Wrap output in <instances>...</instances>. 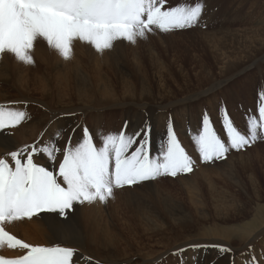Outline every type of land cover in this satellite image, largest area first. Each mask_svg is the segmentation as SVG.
I'll return each mask as SVG.
<instances>
[{
	"label": "bare ground",
	"instance_id": "bare-ground-1",
	"mask_svg": "<svg viewBox=\"0 0 264 264\" xmlns=\"http://www.w3.org/2000/svg\"><path fill=\"white\" fill-rule=\"evenodd\" d=\"M224 1L218 0L213 6V0H204L205 9L201 17L204 20H201L202 22L200 21L194 28L195 32L194 29L183 32L181 30L178 33L173 31L159 33V30H156L148 34V47L152 52V58L153 55L157 60L160 58V61H156L160 63V66L152 70L147 66L132 70L125 69L116 62L114 73L125 83L124 87L127 90V100L124 97L125 101L119 104L110 103L109 105L108 102L103 103V106L94 104L96 102L95 92H93L95 85L88 73L86 76L89 81L78 83L68 79L59 64L54 67L55 71L45 69L33 72L30 64L23 62L21 67L18 65L14 69L9 60L12 57L11 54L6 53L0 57V105L12 106L26 113V119L20 125L7 130V134L0 133V158L8 159L10 164L13 162L8 153L25 146H42L52 141L56 133L60 134L58 146L61 150L69 139L72 145H76L85 127L96 136L101 135L98 127L107 111L119 116V125L108 129L106 133H119L124 130L127 135H132L148 129L151 151L156 153L162 145L166 144L168 129L171 125L182 145L186 146V150L196 161L191 173L171 177L170 181H161L163 176H160L155 180L125 186L122 190L115 188L113 197L108 198L106 202L97 200L92 203L74 204L73 210L67 217H62L58 213L44 212L39 218L34 216L30 220L24 218L19 221L5 222L10 234L33 246L59 245L73 248L80 255L79 260L74 255L75 264H249L252 255L259 264H264V217L255 216L254 218H260L257 226L246 233L238 232L236 237L234 234L227 235L222 232L225 228L221 226V221L226 219L225 213L228 211L241 214L243 211L247 212L251 205L255 207V212L264 211L262 205L264 183L255 171V164L264 166V152L256 146L253 147L255 153L239 156L243 157L239 168L248 175L251 188L249 192H253L254 196L248 197L246 202L241 197H236L234 200L233 195L230 200L220 201L214 196L206 197L204 189L210 193L214 192L218 180L213 179L212 173L217 176L223 173L229 174L227 168L230 164L210 166L209 163H202L195 152L193 142L191 141L192 145L190 144L191 139L187 131L189 127L193 132L196 131L205 109L214 120L217 119L221 106H226L229 114L238 113L236 103L234 104L231 100L237 91L234 89L237 81H243L252 69L260 68L264 71L262 62H258L255 68L249 66L243 68L249 60L257 56L260 49H256L258 52L247 50L240 58L229 54L228 47L231 46L224 44L222 40L230 33L235 41L236 34L233 32L237 29L230 28L234 23L214 21L219 15H225L224 8H221ZM169 2L170 0H167V7ZM202 28L210 32L215 30L212 37L207 36L211 39L206 42H212V47L219 55L220 66H223L218 74L219 77L212 73V67L205 57L208 51L206 50L203 54L198 48L201 40L195 37V33ZM250 30L257 35L264 34V26L259 27L258 31L253 28ZM208 32L199 34L203 37ZM159 34L162 35L165 43V53L173 54L179 67H172L159 53V47L156 44L159 42L155 39V36L159 37ZM146 40L138 39L137 42ZM262 40L264 39H261L263 43L260 46L264 47ZM248 41L251 46L257 45L255 39ZM86 47L89 50L95 49L89 44H86ZM48 50V44L43 39H38L30 54L35 60L46 65L49 61ZM100 58L107 57L103 54ZM190 59L194 63V68L185 63ZM234 71H239L238 78L231 76L233 78L227 80V75L231 73L233 75ZM84 73L85 71H82V77ZM195 74L198 77L195 79L197 84L193 81ZM104 76L110 82L108 85L99 84L100 88H97L96 83V91L97 93L102 91L99 95H103L105 99L114 97V89L111 87L114 77L108 72ZM217 92L222 95L223 100L218 97ZM206 95L213 96L216 100V105L211 106V111L209 98H205L206 100L201 104L196 105L193 102V99ZM80 96L88 99L76 101L75 97L80 98ZM218 100L219 105L216 103ZM172 111L173 113L168 115V112ZM113 118L114 116H111L109 119ZM121 118H123L122 121H120ZM90 120L92 124L89 123ZM217 127L219 128V124ZM95 142L100 146L99 139H95ZM229 159L232 158L229 157ZM34 160L45 167L49 166L46 156H34ZM60 160L61 156L57 155L56 163L58 164ZM220 161L224 162V160ZM231 165L230 169L237 174L236 167H233L234 164ZM210 205H213V211ZM212 214L216 222V231L210 234L193 233L194 229L200 230L201 219H206ZM208 235L210 237L207 238ZM151 239L156 244L151 245ZM232 240L236 241L237 245L243 244V247L232 244ZM222 248L231 251H222ZM26 251L3 245L0 246V257L18 258Z\"/></svg>",
	"mask_w": 264,
	"mask_h": 264
},
{
	"label": "snow or ice",
	"instance_id": "snow-or-ice-1",
	"mask_svg": "<svg viewBox=\"0 0 264 264\" xmlns=\"http://www.w3.org/2000/svg\"><path fill=\"white\" fill-rule=\"evenodd\" d=\"M167 0H0V57L13 55L33 64L31 50L38 39L47 42L65 60L73 56L74 42L87 43L101 54L114 43L135 44L159 30L168 33L197 26L203 3L166 7ZM18 103V102H17ZM26 113L0 105V133L15 128ZM246 129L234 122L226 106L217 119L205 109L195 132L188 135L202 163L227 159L230 151L243 150L258 137L264 138V93L258 96L256 113H245ZM219 124V128L217 127ZM59 133L44 145L25 146L8 153L13 163L0 158V246L27 250L18 258L0 257V264H75L80 255L73 248L33 246L5 230L3 224L41 213L67 217L74 204L106 202L115 188L176 177L193 171L196 161L169 126L166 144L152 153L148 129L127 135L106 133L96 136L87 127L76 145L69 139L61 150ZM100 140V146L95 142ZM135 146V147H134ZM57 155L61 160L56 163ZM46 156L49 166L34 160ZM230 252V249L222 248ZM249 264H259L252 255Z\"/></svg>",
	"mask_w": 264,
	"mask_h": 264
},
{
	"label": "rangeland",
	"instance_id": "rangeland-1",
	"mask_svg": "<svg viewBox=\"0 0 264 264\" xmlns=\"http://www.w3.org/2000/svg\"><path fill=\"white\" fill-rule=\"evenodd\" d=\"M196 2H202L203 3V10L205 9L204 0H170V2L168 3V7L174 6L177 4H181V3H184L186 5L191 6V5H194V3H196ZM217 2H218V0H213V3H212L213 6H215ZM213 6H210V7H213ZM166 7H167V5H166ZM221 8H224L223 13L225 15L224 16L219 15L218 17H216V19H214V21L216 23H219V21L221 22V20H222V22H226V24L228 22H230L231 24L234 23V24H232V26L230 28H233L232 30L237 29L236 32H233V34H236V40L235 41L233 40V37L231 36L230 33H228L226 35V37L222 40L224 42V44L231 46V47H228L229 54H231L233 57L240 58L242 53L244 54V52H246L247 50L250 51V50L260 49V52L257 54V56L253 60H249L247 62L248 65L245 64L243 66V68H245L247 66L255 68V65L258 62H262V64H263L262 68H264V63H263L264 62V47L260 46L263 43V42H261V39H264V34L263 35H257L254 33V31L250 30L251 28H253V30L255 29L258 31L259 27L264 26V15H263L264 14V0H243V1L242 0H225L224 4L221 5ZM232 13H233V15H232ZM236 13H238V14H236ZM230 14H231V17H230ZM223 18H224V20L225 19L226 20L224 21ZM201 20H202V18H201ZM260 21H261V24H260ZM238 22H240V24ZM198 25H199V23H198ZM197 26L183 29L182 32L187 31V30H193ZM180 31L181 30H175L173 32L178 33ZM195 31L196 30L194 29V32ZM213 31H215V30H212L210 32V30H206V29L202 28V29L197 30V33H195L196 34L195 37H198V38H200L199 40H201L200 44H198V48L201 51V53L205 54L206 50L208 51V52H206L205 57H206L208 63L212 67V73L215 74L216 76H218L219 72L222 71L223 66H220V60L218 58L219 55L216 53V49L212 47V42H210V41L206 42L207 40L211 39L207 36L209 35L212 37V35L214 34ZM201 32L203 34H204V32H208V33L206 35H204L205 37L204 36L202 37V35L199 34ZM159 33H160V31H159ZM155 34L157 35V33H155ZM162 38L163 37L160 34H159V37L155 36V39H157L159 42V43H156L159 47V53L162 55V57H164V61L166 58L167 63H169L172 67H175V68L179 67V64L176 63L174 60L173 54L167 55V53H165L166 48H165V43L163 42ZM250 39H255V42L257 45L251 46V44L248 41ZM262 41H264V40H262ZM244 42H246V43H244ZM208 43L210 44V46ZM86 44L87 43H83L80 41L74 42L73 56L69 60L63 59L61 57V55H59L56 50L50 48V46L48 45V47H49L48 64L45 65L44 63L35 60L34 56H32L34 63L30 64V68L33 72H38V71L45 70V69H52V71H55L54 67H56L59 64V66L62 68V70L65 71L68 79H71L72 81L78 82V83H85L86 81H89L88 77L86 75H87V73L90 74L92 77L91 79H92L93 85H95L93 92H95L94 94L96 97V102H94V104L96 103L97 106H103L106 102H108L109 105H110V103L111 104H119L122 101H125L124 97H126L125 99L127 100V90H126V87H124L125 83L121 79H119L114 73L116 71L115 69L117 66L115 64L116 62H118L120 64V66L124 67L125 69H132V70L137 68V67H140V66H145V67L147 66V68H149L151 70L154 67L160 66V63L159 64L156 63V61H160V58H159V60H157L154 55H153V58L155 60H153V58H152V54H151L152 52L150 51V47H148L149 38L145 42L141 41V42H136L135 44H132L130 42L128 43L127 41H121V43L119 41L115 42L114 47L111 50H105V52L103 53L107 57L106 59L100 58L103 54L97 52L95 49L89 50L86 47ZM203 50H204V52H203ZM240 50H241V52H240ZM256 51L258 52V50H256ZM109 53H111V54H109ZM245 54H247V53H245ZM93 56H95L96 58H94ZM13 57L14 56L12 55V57L9 59L11 61L13 68L16 69V66H18V65L21 67L23 65V63L18 61L16 58L13 59ZM93 59H94V61H93ZM136 61L138 63H136ZM183 61H184V58H183ZM152 63L153 64L155 63V64L153 65ZM185 63H187V66L194 68V63H192V59H190L189 61H185ZM259 70H260V68L252 69L249 76L245 77L243 79V81H239V82L237 81V84L234 87L235 91L236 90L237 91H236V94L234 96H232L231 100L234 102V104L236 103V106L238 107L237 109L239 111L237 110L236 112H238V113L230 114V115L233 118L235 124L242 131L246 129L245 113H247L248 110H251L253 114L256 113L257 104H258V96L260 94L264 93V71H261V70L259 71ZM82 71H85L83 77H82ZM106 72L111 73L114 77L112 79L113 81L111 82L112 83L111 87L114 89L113 93H115V95H114V97H111L112 99L110 97L105 99L103 97V95H99V94H102V91H101V93H100V91H99V93H97V91H96L97 88H100L99 84H101V85L107 84L108 85V82H110V81H107V79L104 76V74ZM76 73H78L77 76H76ZM260 73H261V75H260ZM238 74H239V71H234L233 75H232V73L228 74L226 78H227V80H229L230 78H233V77L236 78ZM231 76H233V77H231ZM195 79H198L196 74L193 77V81L195 84H197V82H196L197 80H195ZM96 83L98 84L97 88H96ZM195 88H196V86H195ZM211 88H213V87H211ZM178 93H180V92H178ZM217 95H218V97H220L221 100H223L221 98L222 95L219 92H217ZM205 98H209V102H210L209 110L211 109V106L216 105L215 104L216 100L214 99V97L213 96L208 97L207 95L205 97L200 96V97L196 98L195 100L193 99V102L196 105H197V103L201 104V102L206 100ZM79 99L87 100L88 98L85 96H80V98L75 97L76 101ZM103 99H104V101H103ZM216 103L219 105V100ZM107 112H110V111H107ZM107 112L103 116V121L101 122V125L98 127L99 134L106 133L108 129L116 128V126L119 125V123H118L119 116L111 114V113H107ZM228 112H229V110H228ZM232 112H233V109H232ZM168 113H169L168 115H170L171 113H173V111L168 112ZM111 116H114V118L112 120L109 119ZM122 119L123 118H121L120 121H122ZM90 121L91 122H89V123L92 124V120H90ZM105 124H108V125H105ZM191 141L192 140H190V144L192 145ZM256 146L259 150H262L264 152V138L258 137V139L255 142H253L250 146H246L243 150L230 151V153L227 155V159H225L224 162L223 161L222 162L216 161L215 163H211L210 166H213V165H219L220 166V165H224V163H226L228 165L230 164V166H232L231 164H234L233 167L234 168L236 167L235 169L237 170V174L235 171H232L230 169V166L227 168V170L229 171V174L223 173L221 176H217V174L212 173L211 176L213 177V179L218 180L216 182L217 186H216L214 192H211V193L207 189H204V193L206 194L205 196L206 197H209V196L213 197L214 196L217 199H219L220 201H222V200L225 201L228 199L229 200L232 199V195H233L234 200L236 199V197H241V199L244 202L248 201V197L254 196L253 192H249V191H251L250 190L251 188H250L249 183H248V175L243 173V170L241 168H239V167H241L240 161L243 158V157L240 158L239 156H240V154L243 156H248V155H251L250 153H252V152L255 153L256 151L254 150L253 147H256ZM184 147L186 148L185 145H184ZM195 152H196V150H195ZM233 154H236L237 157L232 156ZM229 157H231L232 159H229ZM235 160H236V162H235ZM258 165L255 164V171L258 174L259 178L262 180V183H264V171H263L264 166L260 167ZM223 172H225V169L223 170ZM170 180H171V176H163L161 178V181H170ZM239 181H241V183H239ZM118 189L122 190V188H118ZM216 189H218V191ZM262 205L264 206V201L262 202ZM254 208L255 207L251 205L249 207V210H247V212L243 211V213H241V214H234L233 211L226 212L225 213L227 215L226 219L225 220L223 219V221H221V226L225 228V229H222V232L227 233V235H229V234L233 235L234 234V236L236 237L239 234L238 232H243V233L245 232L246 233L247 231L249 232L250 229L251 230L254 229V227L257 226L259 219L264 217V211H260V213H258V211L255 212L256 209H254ZM210 209L213 211V205H210ZM258 215L260 218H258V219H257V217L254 218L255 216H258ZM252 219H254V220L251 222L250 220H252ZM255 219H256V221H255ZM215 223L216 222L214 220V215L212 214V216L207 217L206 219H201V224L199 225L200 230L194 229L193 233L199 232L198 234H210V233L216 231L215 230V228H216ZM4 224H3V227L7 231L6 227H8V226H7V224H5V225ZM208 237H210V235H208L207 238ZM143 238L146 239L147 237L143 236ZM147 241H149V240H147ZM151 241H152L151 245L156 244L153 241V239H151ZM231 243L240 247V248L243 247V244L237 245L236 241L232 240Z\"/></svg>",
	"mask_w": 264,
	"mask_h": 264
}]
</instances>
